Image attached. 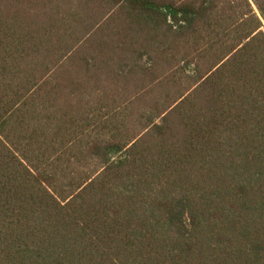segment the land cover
I'll use <instances>...</instances> for the list:
<instances>
[{"label": "trees", "instance_id": "16d2710c", "mask_svg": "<svg viewBox=\"0 0 264 264\" xmlns=\"http://www.w3.org/2000/svg\"><path fill=\"white\" fill-rule=\"evenodd\" d=\"M0 264H264V0H0Z\"/></svg>", "mask_w": 264, "mask_h": 264}]
</instances>
